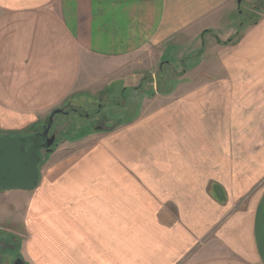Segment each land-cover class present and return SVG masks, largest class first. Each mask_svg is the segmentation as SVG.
<instances>
[{"label":"crops","instance_id":"0c3cea01","mask_svg":"<svg viewBox=\"0 0 264 264\" xmlns=\"http://www.w3.org/2000/svg\"><path fill=\"white\" fill-rule=\"evenodd\" d=\"M259 1L0 0L1 133L69 103L83 117L117 83L134 98L107 130L65 121L38 186L0 190L25 264H264V12L247 22ZM168 51L194 57L201 80L142 99L131 60Z\"/></svg>","mask_w":264,"mask_h":264},{"label":"rangeland","instance_id":"374dc122","mask_svg":"<svg viewBox=\"0 0 264 264\" xmlns=\"http://www.w3.org/2000/svg\"><path fill=\"white\" fill-rule=\"evenodd\" d=\"M264 12V0L259 1L258 3H255L253 5V8H251V10L249 11V14H247L248 19L247 22L252 23L255 19H257L258 14H262ZM249 17H251V19L249 20ZM170 53L169 51L166 54ZM168 55H166L163 59L158 60L157 56H153V57H147V58H133L131 61L132 62H139V63H143L144 68H146V71L144 73L141 74H135L136 77H138L139 79L133 77V79H127L126 82L128 83L127 85L129 86H133L135 84H137V86H134L132 89H141L139 92H137V94L139 96L143 98H145V96H151L153 94H155L156 92H168L169 90H172L173 87L177 88L178 84H183L182 86L179 85L180 89L177 92H180L183 89H186V84L189 80L191 81H197V80H201L200 76L204 73L203 72V66H201L199 69L200 71L193 70L190 71V67L192 66V63L196 60L194 57L192 56H184V57H176V58H169L167 57ZM146 61V63L143 62V60ZM170 60L172 62V64L168 65L166 62H160L162 60ZM172 59V60H171ZM175 59V60H173ZM142 60V62H141ZM160 62V63H159ZM175 62V63H174ZM174 63V64H173ZM182 64V65H179ZM161 65V68L159 69V65ZM141 78V79H140ZM122 85V82H120ZM117 88L114 89V93L113 96H111L109 99L114 100L112 102H105L102 104V102H97L96 100L94 101L92 106L89 107H83L84 112H82L83 117H76L72 110H68L67 113L62 114V113H58L55 115L54 117V123L52 126V129L50 131V134L55 133L56 134V141L55 143L52 145V148H55V144L56 142L58 143L59 140H61L62 138L65 137L66 134H68V130L70 129V127L67 128V122L69 121L70 123V119L73 121L75 120L74 118H77L79 120V122L81 123V132L79 133H83L89 129H94V127L96 125L101 124V126L103 125V118H107L108 120H106V122L108 121V125H112V124H116L119 121L123 120V116L126 117V115H124L125 113H122V109L123 106L125 104H115L121 101H125L128 100L130 102H132L134 100L133 98V94L132 92L129 93H125V91H127L126 89H122L119 86V83L116 84ZM178 87V88H179ZM176 92V93H177ZM101 97H104V95H101ZM164 99V98H162ZM104 102V101H103ZM151 102V101H150ZM161 102V101H159ZM146 103V102H144ZM111 104V105H109ZM72 104H66L63 105L62 108H69L68 106ZM132 106L134 107V105H130V109L129 111V116L134 114L135 112L139 111V105L135 104V107L132 108ZM129 108V106H128ZM99 118V119H98ZM98 119V120H97ZM62 120V123H61ZM77 120V121H78ZM67 121V122H65ZM45 122V121H44ZM44 122L39 125L38 127H42ZM58 122H60V126H64L61 127L60 126H55ZM76 123V122H75ZM69 126V125H68ZM104 126V125H103ZM67 128V129H66ZM40 129V128H39ZM70 133V132H69ZM45 152L43 151V154ZM45 155V154H44ZM7 228H0V231H4V232H8L7 234L3 235V240L6 244H13L16 249L14 251V253L16 255H19V253L22 250V245H23V240H24V230H23V224H19V223H12V225H7L5 226ZM11 230V231H8ZM18 233L19 235H16L15 233ZM9 233L13 234L14 236H10ZM9 250V251H8ZM7 251L4 250H0V260H2L3 258L6 259L7 255L13 253V250L8 249ZM21 258V256H19ZM11 257H8L7 259H9ZM22 259V258H21ZM5 264V262L3 263Z\"/></svg>","mask_w":264,"mask_h":264},{"label":"water","instance_id":"95a60500","mask_svg":"<svg viewBox=\"0 0 264 264\" xmlns=\"http://www.w3.org/2000/svg\"><path fill=\"white\" fill-rule=\"evenodd\" d=\"M63 112V108L54 109L40 131L0 133V190H29L38 186L43 156L53 151L52 145L56 141V134H50L54 117ZM94 129L101 131L109 128L99 124ZM16 264L25 262L20 258Z\"/></svg>","mask_w":264,"mask_h":264},{"label":"flooded vegetation","instance_id":"af4514ba","mask_svg":"<svg viewBox=\"0 0 264 264\" xmlns=\"http://www.w3.org/2000/svg\"><path fill=\"white\" fill-rule=\"evenodd\" d=\"M72 110L73 109V107H69V108H67V110L65 111V112H63L62 114H65V113H67V111L68 110ZM99 119V118H98ZM97 119V120H98ZM8 232H4V231H0V250H4V251H7L8 249H11V250H13V253H11L10 254V252H9V255H7V257H6V259L5 258H3L2 260H0V264H3L4 262H5V264H16V262H17V260L18 259H20V257H19V255H16L15 253H14V251H15V249H16V247L13 245V244H6L5 245V242H4V240H3V235L4 234H7ZM9 235L10 236H14L13 234H11V233H9ZM9 251V250H8ZM7 251V252H8ZM8 257H11V258H9V259H7Z\"/></svg>","mask_w":264,"mask_h":264},{"label":"trees","instance_id":"16d2710c","mask_svg":"<svg viewBox=\"0 0 264 264\" xmlns=\"http://www.w3.org/2000/svg\"><path fill=\"white\" fill-rule=\"evenodd\" d=\"M257 21V19H255L252 23H255ZM232 42V40L226 41V42H222L223 44L225 43H229ZM70 104V103H69ZM68 107H71V105H69ZM73 107V106H72ZM65 111L67 110L65 107L63 108ZM45 123V122H44ZM40 128V129H39ZM42 129V127H36V128H32L30 131L28 132H34V131H40ZM26 132V133H28ZM1 133V132H0Z\"/></svg>","mask_w":264,"mask_h":264}]
</instances>
